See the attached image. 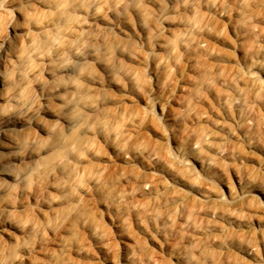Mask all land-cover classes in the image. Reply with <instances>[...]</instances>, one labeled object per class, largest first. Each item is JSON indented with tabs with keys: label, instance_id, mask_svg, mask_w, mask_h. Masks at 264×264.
<instances>
[{
	"label": "bare ground",
	"instance_id": "bare-ground-1",
	"mask_svg": "<svg viewBox=\"0 0 264 264\" xmlns=\"http://www.w3.org/2000/svg\"><path fill=\"white\" fill-rule=\"evenodd\" d=\"M8 7V15L0 16V44H5V48L9 39L17 41L19 31L17 23L27 20L32 15L31 11L21 15L17 0H10ZM36 7L39 10L36 14L38 25L32 26L34 32L40 31L41 27L48 29L51 24L44 15L48 12L49 6L37 3ZM150 7H155V4ZM68 12L67 19L54 18L57 19L58 26L51 25L52 31L47 38L48 42L41 43L40 50L33 56L35 64L29 73L31 86L25 92L27 98L35 96L38 100L40 122L49 129L54 127L63 129L64 125L58 117L65 107L64 97L68 96L69 91L75 94L77 85L98 89L102 97L109 96L108 94L114 89L126 91L125 88L108 86L110 82L107 69L111 68L112 77L126 85L127 81L121 80V73L135 69V63L140 57L130 60L122 56L119 50L123 48L135 51V45L146 37L145 30L139 26L136 33L129 30L127 34L110 27V24L116 23V14L120 12L119 8L111 5L107 8L96 7L89 16H85L82 11L73 13L69 9ZM77 18H82L84 24L77 23ZM260 21L264 23V17H261ZM217 25L223 23L218 22ZM84 33L88 35L79 39L78 37ZM202 39L206 45L201 49L202 52L208 57L218 54L219 46L216 41H219L220 37L213 35L212 41H207L203 37ZM156 45L164 51L162 55L164 56L166 49L163 47V41L158 40ZM233 47L240 54H244L241 44ZM93 48L95 56L90 52ZM181 49L185 50L183 47ZM258 55L259 58L264 59V46ZM15 58L14 56L13 59ZM253 58H248L247 68ZM208 59L212 60V57ZM190 61L187 60V63L193 69L194 65ZM207 64L210 67L208 76L201 85L209 93L217 95L219 85H223L225 81L221 77H215L222 66L212 67L209 61ZM73 68H78L84 76L73 73ZM231 72L232 81L228 83L231 91L225 90L218 94L216 104H213L206 94L197 95L192 99L190 94L193 87L197 86V82L188 76L176 85L173 93L167 95L169 99L167 112L162 105L158 106L156 115H164L168 124L179 132L181 144H190L194 135L192 130L199 129L201 125L216 133L215 136H209L210 145L214 147L204 145L199 159L188 158L180 161L173 159L168 154L165 140L157 132L159 124L155 117L149 116L147 112L141 117L140 109L133 108L121 110L114 116L116 119H120L121 116L126 118V132L129 136L128 131L143 118L146 121L143 127L150 128L162 142L158 144L149 138L148 142L143 141L140 145L142 149H148L153 153L159 162L148 157H138L133 153H130V158L119 156L120 163L131 167L138 163L144 171L137 176L135 182L123 178V182L115 186V204L111 207L102 204L109 222L108 229L115 233L113 238L91 210L81 218L79 223L81 231L78 233L76 224L65 219V210L51 207L55 200L47 191L41 189L39 196L24 191L18 192L21 197L26 195L36 203L47 206L51 209V213L47 214L34 208L31 213L27 212L28 206L20 205L16 201L17 212L27 215L42 226L49 222L54 225L52 230L44 228L45 240L37 242L35 253L30 258L26 257V264H140L141 261L147 264L148 255L152 257V264H178L176 252L190 245L206 253L209 258L206 264H258L260 257H264V98H262L264 85H253L251 81L239 80L238 68ZM256 73L264 77V70L256 69ZM53 76L56 79H53ZM153 77L158 84L159 78L155 73ZM19 80L20 73L14 71L7 60L0 61V129L4 130L0 132V151H7L13 146L9 136L13 135L16 129L23 127V120L15 116V108L19 101L12 99L15 95L12 84ZM68 80L72 83L66 84ZM234 80L242 83L241 89L246 86L249 89L247 111L236 105L229 115L222 107V100L226 98L225 93L237 95L233 91ZM65 88L68 91H65ZM56 93H59V96ZM86 99L90 100L91 96ZM189 99L192 101L193 112L191 119L182 127L178 125L180 120L174 117L182 113V102L184 107H187ZM140 101L146 104L145 97L141 96ZM105 103L103 98L98 102L99 105ZM78 112L79 110L73 113V118L77 117ZM97 114L89 112L88 116L92 118ZM26 135L36 136L39 132L34 127L26 130ZM145 135L146 133L141 138H146ZM172 139L176 140L177 137L173 135ZM222 148L226 152L225 155L220 154ZM50 158H46L45 163L48 164ZM63 161H65L64 156L57 160L54 166L48 165L55 171L56 176L60 177L59 183L54 180L55 189H59L63 183V175L57 168V164ZM227 163H230V174L225 173ZM252 163L255 165L253 166ZM87 169V166H82L81 171L85 172ZM123 171V168H113L109 171L108 178L113 179ZM200 172L207 178L201 179ZM102 175L103 172L98 170L91 179L92 183H99L103 178ZM48 177L51 175L45 176L38 182L37 189L41 188ZM10 179L7 176L0 179V186L8 184ZM126 192L132 196L129 210L143 212L144 219H137L135 222L140 233L138 235L131 232L124 214L115 216L113 211L111 213L108 211L109 208L115 209L116 204L124 201ZM4 207L12 211L11 206L5 204ZM155 213L165 217L160 223L162 228L168 229L167 242H164L155 228V221L152 219ZM145 220L151 222L150 226L142 225L141 221ZM169 224L172 227H168ZM4 227L20 234L12 224H5ZM184 232L186 234H183ZM48 234L54 235V239L50 240ZM75 241L77 244H74ZM87 241L95 243L99 255L93 254L94 260L82 261V257L89 252L88 246L84 244ZM12 242L7 232H0V244ZM130 250L135 253L137 259L131 261L128 259ZM195 255L199 256L200 251H196Z\"/></svg>",
	"mask_w": 264,
	"mask_h": 264
},
{
	"label": "clouds",
	"instance_id": "clouds-1",
	"mask_svg": "<svg viewBox=\"0 0 264 264\" xmlns=\"http://www.w3.org/2000/svg\"><path fill=\"white\" fill-rule=\"evenodd\" d=\"M9 2L10 0H0V16L8 15ZM37 3H44L49 6L48 12L44 15L51 24L48 29L41 27L40 31L34 32L32 26L38 25L36 19V14L39 11L36 7ZM152 4H155V7H150ZM109 5L120 9V12L116 14V23L110 24V27L117 28L125 34L129 30L136 33L137 26L143 28L149 50L145 51L143 42L135 45V51L121 48L119 50L121 55L130 60L142 57L143 67L139 71L133 69L121 73V80H126L127 85L115 80L112 77V69L108 68V80L110 82L108 86L125 88L131 94H140L146 98L147 107L139 110L141 117L145 112L149 116L155 117L160 126L157 132L171 147V156L175 160L199 159L204 145L214 147V145H210L209 136H215L216 133H212L206 126L201 125L199 129L192 130L194 135L190 144L180 143L179 132L168 124L164 115H156L158 105H162L164 111L167 112L169 99L166 92L157 94L152 90L153 76L149 74V62H155V76L157 78L163 75L166 83H172L175 76L174 65L182 64V47L188 52L199 51L206 47L202 39L205 33L218 37L227 35V26L217 25L215 23L216 16L228 17V22L237 28V35H239L240 30H243L246 35L256 36L258 41V33L264 31L253 23L255 16H264V12L253 11L254 8H264V0H235L236 11L239 13L237 19L232 17L233 5L229 4L228 0H17V7L21 11V15H25L29 11L32 12V15L27 20L17 23L18 42L9 39L7 48H5V44H0V61L7 60L9 66L20 73V80L14 81L12 84L15 93L12 99H18L15 116L23 120V127L16 129L15 133L9 136L13 146L9 147L7 151H0V179L5 176L11 178L8 184L0 186V232H7L13 241L11 244H0V264H26V257L30 258L35 253L37 242L45 240L44 228L49 230L54 228L51 222L42 226L28 218L27 215H21L15 210L18 192H31L33 186L47 175L53 176V179L59 183L60 177L56 176L55 171L45 163L46 158L64 155L65 161L58 163L57 168L61 175H67L63 164L68 157L75 159L83 152L91 153V144L97 137H101L111 145L118 156H127L128 153H133L138 157L157 160L148 149L140 147L143 144V139L139 134L136 139H132L124 130L123 120L115 117L109 118L110 110L105 105H99L98 102L103 98L110 103L114 97L106 95L102 97L98 89L89 88L87 85H77L75 94L69 91L68 96L64 97L65 107L61 116L58 117L64 125L63 129L45 127L39 119L40 106L38 100L35 96L31 98L25 96L26 90L31 86L29 73L35 64L33 56L40 50L39 45L41 43L48 42L47 38L52 31L51 25H57V19H67L69 9L73 13L82 11L85 16H89L96 7L107 8ZM205 8L207 9L206 12L203 10ZM213 12H215V16ZM76 22L84 24L85 21L82 18H77ZM177 22H179V27L173 30L171 34H166L164 25ZM87 35L88 33H84L78 38L83 39ZM42 37L45 39L42 40ZM158 40L163 41V47L166 49L164 56L156 52L155 45ZM56 43L58 44L59 41ZM90 52L95 56L94 48ZM14 56L15 59H13ZM245 58H248V54ZM26 66L28 67L26 68ZM256 69L264 70V59L253 58L247 70H240L238 79L251 81L253 85H264V80L256 73ZM72 71L84 76L78 68H73ZM53 79L56 77L53 76ZM65 83L71 84L72 81L68 80ZM90 83L93 82L90 81ZM224 83L227 84L228 82L225 80ZM233 84V91L237 95L225 93L226 98L222 100V107L229 115L232 114L236 105H240L243 111H247L248 87L241 89L236 81H233ZM65 91L68 89L65 88ZM56 95L59 96V93ZM89 96L91 99H86ZM181 106L183 112L179 116H175L174 119H183L186 124L191 119L193 112L191 99L187 101V107H184V102ZM78 110L77 117L73 118V113ZM30 112L31 115H29ZM89 112L98 113V115L89 118ZM145 123L146 121L141 118L139 123L134 125V130L142 128ZM34 127L37 128L39 135H26V130ZM0 132H4V130L0 129ZM5 134L7 135V132ZM173 135L177 137L176 140L172 139ZM85 137H91V139L85 142ZM220 154H226L223 148ZM94 155H98V153ZM157 162L159 161L157 160ZM72 194L75 195V192ZM97 194L101 199L105 197V192L99 183H97ZM64 203H68L67 199ZM5 204L11 206L12 211H8L4 207ZM113 210L112 208L108 209L110 213ZM152 219L155 221L158 234L164 242H167L168 229L162 228L160 223L165 217L160 213H155L152 215ZM141 223L147 227L146 221H141ZM5 224L14 225L20 234L10 231L4 227ZM168 227H172V225L169 224ZM196 251H200L199 256L195 255ZM253 251L256 250L253 249ZM176 255L178 264H206L209 259L204 251L194 249L191 245L178 250ZM257 255L259 254L257 253ZM128 259L130 261L137 259L131 250ZM146 261L147 264H152L151 255L146 257ZM140 264H144V262L141 261ZM258 264H264V257H260Z\"/></svg>",
	"mask_w": 264,
	"mask_h": 264
},
{
	"label": "rangeland",
	"instance_id": "rangeland-1",
	"mask_svg": "<svg viewBox=\"0 0 264 264\" xmlns=\"http://www.w3.org/2000/svg\"><path fill=\"white\" fill-rule=\"evenodd\" d=\"M229 4L233 5L232 10V17L234 19H237L239 17V13L236 11L235 7V0H228ZM205 12L207 9H203ZM254 12H264V8H254ZM213 15L215 16V12H213ZM261 17L264 16H255L253 18V23L258 26L260 30H264V23L260 21ZM218 22L223 23V25H226V31L227 35L224 37H220L219 41H216V44L219 46V52L218 54H213L212 56H209L202 52L201 49L199 51L195 52H188L186 50L181 49V52L183 53V60L181 65H174L173 71H174V79L172 83H166L165 77L161 75L159 77L158 84L155 83V79L153 77L152 80V90L156 92L157 94L161 92H166L167 95H170L175 91L176 85L183 81L184 79H187V77L191 76L192 79H194L197 82V86L193 87L192 92L190 94V97L194 99L197 94L200 95H207L210 98V101L213 104L217 103V100L219 98L218 94H221L223 91L228 90L231 91L228 88V83L231 82L232 77L230 73L235 68L237 69H244L247 68V61L250 57H258L259 51L264 46V31H261L258 33L259 39L257 41L256 36L252 35H246L243 30H240L239 35H237V28L228 22V17H221L216 16L215 23ZM179 27L178 22L175 24H165L164 29L166 34H171V32ZM203 38H205L207 41H212L213 35H209L205 33L203 35ZM143 42L145 45V51H148V45L145 38L141 39L138 43ZM242 45L244 49V54H240L238 51L234 49L233 46L235 45ZM258 45V46H257ZM156 52L159 55H163L164 51L155 45ZM246 54H248V58L246 59ZM212 57V60H209L208 58ZM187 60H191L193 63V69H191L187 63ZM190 61V62H191ZM207 61L211 62V66L214 65H221L222 69L220 72H218L215 77H221V79L226 80L228 83L219 85V92L218 94L209 93L201 83L204 81L205 78L208 76L209 72V64H207ZM135 70L139 71L143 67V59L140 57L136 63H135ZM149 69H150V75L153 76L155 73V64L154 61L149 62ZM259 77L264 80V77L257 73ZM235 81V80H234ZM239 86H242V83L237 82ZM157 84V85H156ZM127 85V82H126ZM109 97H114V99L109 103L106 102L104 105L110 110L108 115L109 118L114 117L116 114H118L121 110H130V109H142L146 108L147 104L140 101V97L142 95L140 94H131L130 91H120V90H112L110 94H108ZM250 101V100H249ZM251 103V102H249ZM159 106V105H158ZM158 106L156 109V113L158 110ZM183 112V110H182ZM98 115V114H97ZM120 120L124 121V130L126 131L127 125H126V118L121 116ZM188 122V121H187ZM181 125L184 127L185 122L183 119L180 120L178 125ZM130 137L132 139H136L138 134L140 137H142L145 133L146 138H142L144 142H148V139L154 140L158 144H161L162 140L155 136L150 130V128L146 129L144 127L134 130H129ZM262 135V134H261ZM85 142L87 140L91 139V137H85ZM166 144V142H165ZM168 154L171 156L172 149L171 147L166 144ZM95 153H98V155H94ZM64 155L60 156H52L48 162L49 166H54L55 162L62 158ZM127 158H130V153L126 156ZM172 157V156H171ZM182 160V159H181ZM180 161V160H176ZM254 166L255 164L252 163ZM82 166H87L88 169L85 170V172L81 171ZM113 168H123L124 171L119 175L116 176L113 179L108 178V173ZM225 173L229 174L231 173L230 169V163L225 164ZM64 170L67 173V175H63V183L59 187V189L54 188L55 181L53 179V176L48 177L46 182L41 186V188L37 189L38 183H36L31 192V194H36L39 196L40 190L43 189L44 191H47L48 194L51 195L52 198L55 197V203L51 205V207L57 208L59 210H65V219L67 218L68 221H73V223L76 224L78 228V233L81 231L80 228V221L83 215L88 211L91 210L95 212V217L97 220L101 221L104 226L107 229V233L110 235V237H114L115 233L108 229L109 222L106 218V212L105 209L102 207V204H106L111 207V205L115 204V198H114V188L115 186L121 184L123 182V178H128L129 181H136L137 176L140 175L144 170L142 167L135 163L133 166H126L119 161V156L115 154V152L112 150V147L109 143H106L103 138L97 137L95 141L91 144V153L90 152H83L81 155H79L77 158L73 159L72 157H69L68 162L64 166ZM103 172V178L99 182V184L102 187V190L105 192V197L101 199V197L97 194V184H93L91 179L93 175L97 171ZM105 171V172H104ZM198 171V170H197ZM199 172V171H198ZM200 178L206 179L207 177L200 172ZM231 176V175H230ZM125 184V183H124ZM217 186L219 184L217 183ZM221 189V187L219 186ZM67 189V190H66ZM75 192V195L72 193ZM65 199H67L68 203H64ZM132 200V196L130 193L125 194L124 201L120 204H116L117 207L113 210V215H125L126 217V223L131 228V232L133 231L134 234L138 235L139 230L137 229L135 222L137 219L143 218V212H135L129 210V202ZM16 201L20 205H27L29 210L27 212H32V208L34 209H40L41 211L46 212L47 214L51 213V209L48 208L45 205H42L41 203H36L33 201L30 197L23 195L22 197L16 194ZM68 208V210H67ZM70 208V209H69ZM50 216V215H49ZM141 217V218H140ZM144 219V218H143ZM52 220V219H51ZM146 221V220H145ZM147 225L150 226V221H146ZM153 222V221H152ZM76 228V229H77ZM183 234H186L185 232ZM48 236L51 238L50 240L54 239V235L48 234ZM74 244H77L76 241ZM85 245L88 246L89 252L82 257V261L84 260H94L93 254L99 255V251L97 250V246L94 242L87 241L84 242Z\"/></svg>",
	"mask_w": 264,
	"mask_h": 264
}]
</instances>
